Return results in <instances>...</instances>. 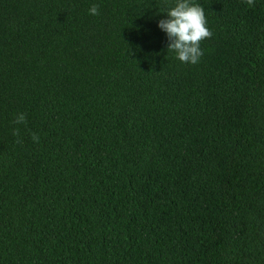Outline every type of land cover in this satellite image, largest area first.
I'll return each instance as SVG.
<instances>
[{
    "label": "trees",
    "instance_id": "1",
    "mask_svg": "<svg viewBox=\"0 0 264 264\" xmlns=\"http://www.w3.org/2000/svg\"><path fill=\"white\" fill-rule=\"evenodd\" d=\"M192 2L0 0V264H264V0Z\"/></svg>",
    "mask_w": 264,
    "mask_h": 264
},
{
    "label": "clouds",
    "instance_id": "2",
    "mask_svg": "<svg viewBox=\"0 0 264 264\" xmlns=\"http://www.w3.org/2000/svg\"><path fill=\"white\" fill-rule=\"evenodd\" d=\"M253 6L255 0H244ZM91 15H99V6L93 4L89 9ZM167 19H161L158 27L167 34L169 44L168 52H174L176 59L183 63L197 64L203 55L200 49L201 41L211 38L212 32L207 27L205 11L199 4L192 0H176L174 7L167 12ZM14 123H26V116L23 113L15 117ZM14 135L18 130H14ZM34 142H39V137L32 134Z\"/></svg>",
    "mask_w": 264,
    "mask_h": 264
}]
</instances>
